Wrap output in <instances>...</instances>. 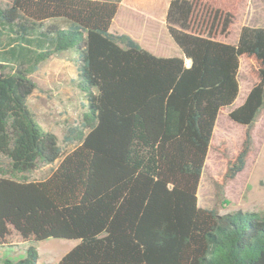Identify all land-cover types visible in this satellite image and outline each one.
<instances>
[{
    "label": "trees",
    "instance_id": "16d2710c",
    "mask_svg": "<svg viewBox=\"0 0 264 264\" xmlns=\"http://www.w3.org/2000/svg\"><path fill=\"white\" fill-rule=\"evenodd\" d=\"M121 1L0 0V252L14 230L32 243L79 240L58 264H264V212L221 214L198 202L217 119L240 94L242 58L254 86L230 112L247 131L226 177L246 166L264 108V27L220 41L213 31L229 34L234 14L172 0L167 29L182 56L159 57L111 31ZM67 52L78 56L84 114L62 156L29 98L40 65ZM56 161L45 179H16ZM38 259L31 245L2 264Z\"/></svg>",
    "mask_w": 264,
    "mask_h": 264
},
{
    "label": "rangeland",
    "instance_id": "374dc122",
    "mask_svg": "<svg viewBox=\"0 0 264 264\" xmlns=\"http://www.w3.org/2000/svg\"><path fill=\"white\" fill-rule=\"evenodd\" d=\"M12 1L1 0V5L6 8ZM208 2L235 15L229 34H222L220 29L213 31L217 40L237 44L243 26L264 27V0ZM63 25L68 27L67 23ZM167 38L168 41L164 39V46L154 47L151 53L159 57L182 56L171 36L168 35ZM78 61L77 55L67 52L42 63L32 76L38 87L29 98V107L38 124L45 131L56 134L63 150L62 156L76 147L77 142H66L65 138L70 128L81 125L84 114V97L78 85ZM187 65H190L189 60ZM239 82L240 94L237 100L232 106L225 108L217 119L213 146L208 152L198 189L199 206L215 208L221 214L237 210L264 212V108L251 129L253 147L244 170L234 179L226 177L229 161L241 150L247 131V126L230 118V112L244 102L254 86L249 59H241ZM58 163L59 161L52 164L41 163L33 172L16 176V179H45ZM78 243L79 240L76 239L55 238L32 243L24 241L16 231L11 230L0 252V264L7 258L15 262L24 259L31 245L38 248V264H58Z\"/></svg>",
    "mask_w": 264,
    "mask_h": 264
},
{
    "label": "crops",
    "instance_id": "0c3cea01",
    "mask_svg": "<svg viewBox=\"0 0 264 264\" xmlns=\"http://www.w3.org/2000/svg\"><path fill=\"white\" fill-rule=\"evenodd\" d=\"M171 1L122 0L111 31L131 36L152 52L154 47L165 45L164 39L168 41L166 16Z\"/></svg>",
    "mask_w": 264,
    "mask_h": 264
}]
</instances>
